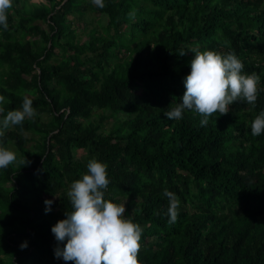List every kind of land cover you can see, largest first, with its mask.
I'll use <instances>...</instances> for the list:
<instances>
[{
  "label": "trees",
  "instance_id": "obj_1",
  "mask_svg": "<svg viewBox=\"0 0 264 264\" xmlns=\"http://www.w3.org/2000/svg\"><path fill=\"white\" fill-rule=\"evenodd\" d=\"M30 1L13 0L0 26V121L25 96L37 113L0 138L18 161L0 169V264H66L51 228L93 158L107 165L105 199L143 229L139 264H264V133L251 134L264 111V0ZM86 13L97 28L80 42L72 25ZM193 50L234 53L259 77L255 107L235 102L206 126L187 110L168 120ZM165 189L180 201L175 223Z\"/></svg>",
  "mask_w": 264,
  "mask_h": 264
},
{
  "label": "clouds",
  "instance_id": "obj_2",
  "mask_svg": "<svg viewBox=\"0 0 264 264\" xmlns=\"http://www.w3.org/2000/svg\"><path fill=\"white\" fill-rule=\"evenodd\" d=\"M99 8H104V0H91ZM13 0H0V26L8 29V10ZM134 12L129 13L134 17ZM180 56L189 51L178 50ZM194 58L190 63V73L184 78L182 103H175L164 112L168 120H180L183 113L192 111L203 117L201 126L208 124V117L214 113L227 115L235 102L243 101L255 107L259 77L242 74L243 64L234 53L221 55L215 51H191ZM5 97L0 95V104ZM32 99L24 97L21 109L7 112L0 121V138L10 127L33 119L37 113L32 107ZM173 105V104H172ZM4 109L0 107V113ZM264 133V111L251 123V134L256 137ZM17 155L11 150L0 147V169H6L16 163ZM28 164L24 158L19 161ZM110 181L107 165L93 158L87 164V173L70 185L67 195L72 211L66 212V219L58 221L52 228L57 242L54 250L56 259L74 264H139L138 253L141 249L143 229L131 219L125 218L126 207L105 199ZM168 198L167 214L169 223H175L178 217L180 201L178 197L164 190ZM45 214L51 212L52 200H45ZM63 245V247H60ZM21 249L27 243L21 244Z\"/></svg>",
  "mask_w": 264,
  "mask_h": 264
},
{
  "label": "rangeland",
  "instance_id": "obj_3",
  "mask_svg": "<svg viewBox=\"0 0 264 264\" xmlns=\"http://www.w3.org/2000/svg\"><path fill=\"white\" fill-rule=\"evenodd\" d=\"M31 3H39V2H45L43 0H32L30 1ZM84 18L89 22V24L87 25H82L78 23L77 19L75 18L74 20V25H72V28H75L76 29V38L75 40H78L80 42H84L86 41L87 39V33L89 32V30H91L92 28L96 27L97 28V24L95 22L97 16H93L91 13H86V15L84 16ZM100 21H101V25L102 26H105L106 24V17H101L100 18ZM42 27L45 28V25L42 24ZM58 52V50H57ZM109 122H105V128H107L109 126ZM29 136V135H27ZM78 157L81 155V152H78L76 154ZM84 155V153H83Z\"/></svg>",
  "mask_w": 264,
  "mask_h": 264
}]
</instances>
